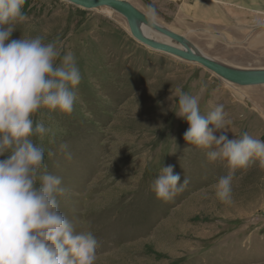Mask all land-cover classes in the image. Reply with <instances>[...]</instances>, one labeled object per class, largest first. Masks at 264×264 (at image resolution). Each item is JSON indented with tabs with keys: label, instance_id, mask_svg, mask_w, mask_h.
Returning <instances> with one entry per match:
<instances>
[{
	"label": "rangeland",
	"instance_id": "374dc122",
	"mask_svg": "<svg viewBox=\"0 0 264 264\" xmlns=\"http://www.w3.org/2000/svg\"><path fill=\"white\" fill-rule=\"evenodd\" d=\"M23 12L27 20L11 39L57 42L62 54H74L81 72L72 115L37 116L49 131L33 141L67 190L58 196L59 210L75 233L91 231L98 240L95 264H264V167L256 161L246 172L236 170L233 202L223 204L215 185L228 175L227 162H211L209 150L187 144L189 124L176 114L180 88L199 97L204 116L224 106L229 139L247 133L264 142V86L230 84L153 51L105 7L86 11L63 0H25ZM262 15L253 14L239 43L200 28H163L227 67L263 71L264 24L256 26ZM168 165L189 183L165 203L153 182Z\"/></svg>",
	"mask_w": 264,
	"mask_h": 264
},
{
	"label": "clouds",
	"instance_id": "9594fccd",
	"mask_svg": "<svg viewBox=\"0 0 264 264\" xmlns=\"http://www.w3.org/2000/svg\"><path fill=\"white\" fill-rule=\"evenodd\" d=\"M24 4L25 0H0V156H7L0 160V264H95L98 240L91 231L75 233L59 210L58 196L67 190L61 178L48 172L44 149L33 141L49 131L42 120L36 122L37 116L72 115L81 72L74 54H62L57 42L44 43L40 36L11 39L17 25L27 20ZM158 21L157 9L149 5L142 27L155 29ZM176 91V114L189 124L187 144L209 150L211 162H227L229 173L215 189L223 204H231L236 170L246 172L256 161L264 167V142L247 133L229 139L231 121L222 104L204 116L199 97ZM66 150L67 145H61V151ZM180 181L174 166H163L153 182L157 199L172 201L189 183L186 178Z\"/></svg>",
	"mask_w": 264,
	"mask_h": 264
},
{
	"label": "crops",
	"instance_id": "0c3cea01",
	"mask_svg": "<svg viewBox=\"0 0 264 264\" xmlns=\"http://www.w3.org/2000/svg\"><path fill=\"white\" fill-rule=\"evenodd\" d=\"M146 17L149 5L159 13V26L200 28L204 35L239 43L247 37L254 13H264V0H128ZM128 2V3H129Z\"/></svg>",
	"mask_w": 264,
	"mask_h": 264
},
{
	"label": "water",
	"instance_id": "95a60500",
	"mask_svg": "<svg viewBox=\"0 0 264 264\" xmlns=\"http://www.w3.org/2000/svg\"><path fill=\"white\" fill-rule=\"evenodd\" d=\"M75 7L82 10H95L98 8H108L121 15L127 24V28L131 37L138 43L145 47L164 53L185 62L193 63L201 66L208 72L221 78L223 81L238 85V86H264V70L263 71H245L236 70L227 67L219 62L211 60L199 53H193L191 51L192 45L183 37L176 35L175 33L164 29L159 26L155 29L149 27H142L146 22V16L135 9L132 5L121 0H63ZM143 28H148L161 36L165 37L169 41H173L178 44L182 49L160 43L149 39L143 32Z\"/></svg>",
	"mask_w": 264,
	"mask_h": 264
},
{
	"label": "bare ground",
	"instance_id": "6f19581e",
	"mask_svg": "<svg viewBox=\"0 0 264 264\" xmlns=\"http://www.w3.org/2000/svg\"><path fill=\"white\" fill-rule=\"evenodd\" d=\"M142 32L147 36V37H149V39H151V40H153V41H157V42H160V43H165V44H167V45H170V44H168V40H166V38L165 37H163V36H161L160 34H158V33H156L155 31H153V30H151V29H148V28H143L142 29ZM177 48H179V49H182V48H180V47H177ZM191 51L193 52V53H195V52H197V53H199L200 55H202L196 48H194L193 46H192V48H191ZM263 101V100H262ZM261 104V103H260ZM264 105V104H263ZM258 107V106H257ZM262 107V106H261ZM263 116V115H262ZM262 139V138H261Z\"/></svg>",
	"mask_w": 264,
	"mask_h": 264
},
{
	"label": "built area",
	"instance_id": "2783aa9c",
	"mask_svg": "<svg viewBox=\"0 0 264 264\" xmlns=\"http://www.w3.org/2000/svg\"><path fill=\"white\" fill-rule=\"evenodd\" d=\"M260 20H263V21H261L260 23H257V25L256 26H261V25H263L264 23V15H262V18L260 19ZM259 22V21H258Z\"/></svg>",
	"mask_w": 264,
	"mask_h": 264
}]
</instances>
